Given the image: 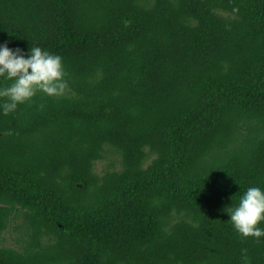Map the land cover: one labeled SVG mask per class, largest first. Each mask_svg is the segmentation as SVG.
<instances>
[{"label": "trees", "instance_id": "1", "mask_svg": "<svg viewBox=\"0 0 264 264\" xmlns=\"http://www.w3.org/2000/svg\"><path fill=\"white\" fill-rule=\"evenodd\" d=\"M5 40L66 83L0 112V264H264L222 210L264 187V0H0Z\"/></svg>", "mask_w": 264, "mask_h": 264}, {"label": "clouds", "instance_id": "2", "mask_svg": "<svg viewBox=\"0 0 264 264\" xmlns=\"http://www.w3.org/2000/svg\"><path fill=\"white\" fill-rule=\"evenodd\" d=\"M66 72L61 55L35 44L27 49L0 42V112L8 114L37 91L58 96L65 89ZM6 82V83H5ZM228 221L241 235H264V187L248 185L238 200L225 206Z\"/></svg>", "mask_w": 264, "mask_h": 264}, {"label": "rangeland", "instance_id": "3", "mask_svg": "<svg viewBox=\"0 0 264 264\" xmlns=\"http://www.w3.org/2000/svg\"><path fill=\"white\" fill-rule=\"evenodd\" d=\"M106 162L104 161H99L97 163H95V168L96 170H100ZM15 223L11 222L9 229L7 231H5L4 233H2L0 235V245H7V246H15L16 245V236H17V232L14 229Z\"/></svg>", "mask_w": 264, "mask_h": 264}]
</instances>
